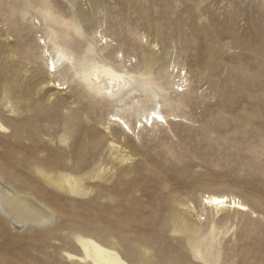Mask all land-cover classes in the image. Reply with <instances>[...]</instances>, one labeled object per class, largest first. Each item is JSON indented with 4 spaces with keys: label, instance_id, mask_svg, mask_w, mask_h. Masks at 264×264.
I'll return each instance as SVG.
<instances>
[{
    "label": "rangeland",
    "instance_id": "374dc122",
    "mask_svg": "<svg viewBox=\"0 0 264 264\" xmlns=\"http://www.w3.org/2000/svg\"><path fill=\"white\" fill-rule=\"evenodd\" d=\"M0 184V264H264V0H0Z\"/></svg>",
    "mask_w": 264,
    "mask_h": 264
},
{
    "label": "bare ground",
    "instance_id": "6f19581e",
    "mask_svg": "<svg viewBox=\"0 0 264 264\" xmlns=\"http://www.w3.org/2000/svg\"><path fill=\"white\" fill-rule=\"evenodd\" d=\"M51 62H55L52 59ZM50 65V63H49ZM50 68V66H49ZM50 70V69H49ZM98 77L97 75H95ZM64 87H59L63 89ZM155 113V115H153ZM163 117V115L157 111L150 113L146 117L147 121L152 120V124L158 121V117ZM166 121V120H165ZM0 184V209L9 218L18 224H25L26 222L43 220L45 213L35 206L29 199L25 197L17 196V193L13 194L9 190L3 188ZM221 200L222 203H214L209 201ZM205 202L210 205L237 208L238 210H247V206L235 199L228 197L227 195H206ZM44 221V220H43ZM78 242L82 246L86 256L93 260L95 264H129L127 263L115 250L108 248L101 243L97 242L92 238H79Z\"/></svg>",
    "mask_w": 264,
    "mask_h": 264
},
{
    "label": "built area",
    "instance_id": "2783aa9c",
    "mask_svg": "<svg viewBox=\"0 0 264 264\" xmlns=\"http://www.w3.org/2000/svg\"><path fill=\"white\" fill-rule=\"evenodd\" d=\"M177 83L178 84H176V86H177V88L180 90V91H182L183 89H184V87L186 86V77H185V75L183 74V73H181V72H178L177 71Z\"/></svg>",
    "mask_w": 264,
    "mask_h": 264
},
{
    "label": "snow or ice",
    "instance_id": "6c2138e0",
    "mask_svg": "<svg viewBox=\"0 0 264 264\" xmlns=\"http://www.w3.org/2000/svg\"><path fill=\"white\" fill-rule=\"evenodd\" d=\"M41 43H43V41H41ZM63 61H67L68 63H71V61H68V58L67 57H64V56H61L60 57ZM50 67L52 68V70L53 71H55V69H56V64H55V62H50ZM153 115H155V113H153ZM160 120H163V117L161 116V117H158ZM210 203L211 202H214V203H217V204H219V203H222L223 201H221V200H214V201H209Z\"/></svg>",
    "mask_w": 264,
    "mask_h": 264
}]
</instances>
